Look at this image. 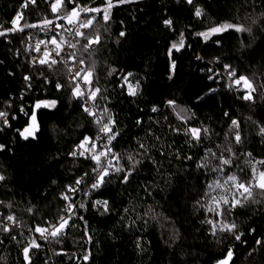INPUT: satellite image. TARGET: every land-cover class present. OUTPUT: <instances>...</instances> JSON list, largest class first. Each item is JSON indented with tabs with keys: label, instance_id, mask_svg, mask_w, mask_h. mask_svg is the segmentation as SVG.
Instances as JSON below:
<instances>
[{
	"label": "trees",
	"instance_id": "trees-1",
	"mask_svg": "<svg viewBox=\"0 0 264 264\" xmlns=\"http://www.w3.org/2000/svg\"><path fill=\"white\" fill-rule=\"evenodd\" d=\"M54 2L36 0L24 8L25 0H0V32H5L0 35V112L9 122L0 118L5 146L0 150V264H50L35 229L60 219L64 197L79 178L86 177L84 191L97 176L91 159L70 153L81 149L77 146L85 137L92 140L98 126L73 95L67 69L52 62L32 65L26 41L47 26L45 20L57 25L74 6L103 9L105 1L64 0L53 13ZM113 4L107 23L103 11L85 15L95 19L89 33L76 39L75 57L69 60H83L91 69L87 89H100L95 100L119 135L115 168L121 171L106 176L87 196L76 195V202L81 199L75 218L51 244L56 264H217L229 249V264H264V196L254 188L253 199L243 201L228 181L234 175L248 182L253 168L264 170V0ZM196 7L202 9L200 17ZM19 10L23 31H5ZM224 23L248 31L229 28L207 40L197 35ZM181 33L184 46L170 55ZM96 36L99 43L85 50ZM240 76L255 90L240 86L243 82L235 85ZM124 77L136 95L128 94ZM249 92L252 99H243ZM37 101L56 104L36 111L35 138L24 139L18 130L30 124ZM191 128L201 130L199 140L187 132ZM224 159L230 163L223 164ZM233 193L243 206L218 215L227 206L215 201L227 196L231 202ZM105 200L107 211L95 204ZM10 215L14 220L7 219ZM231 223L233 231L221 230Z\"/></svg>",
	"mask_w": 264,
	"mask_h": 264
},
{
	"label": "snow or ice",
	"instance_id": "snow-or-ice-1",
	"mask_svg": "<svg viewBox=\"0 0 264 264\" xmlns=\"http://www.w3.org/2000/svg\"><path fill=\"white\" fill-rule=\"evenodd\" d=\"M36 0H25V3L22 5V7L26 8L28 7V4L31 3V4H35ZM69 3H75V0H68ZM127 2H130V0H117V3H127ZM186 2L188 4H193V0H186ZM64 4V0H55V2L51 5V10L53 13L57 12L59 7L62 6ZM115 5L113 4V0H105V7L103 9L101 8H98V7H94V8H88V7H80L79 5L77 6H74L70 12H68L63 18L64 19H67L68 23H72L73 22V18H79V12L80 11H84V12H96V13H99L101 11H103L104 13V19L107 20L109 18V15H110V9L112 7H114ZM79 9V10H78ZM195 16L197 17H200L203 13H202V9L200 7H196L195 8ZM22 18V14L21 13H17V16L12 20V24L14 25L13 28L11 29H6L5 31H23V28H19L17 25H18V21ZM93 19H95V17H93L92 19H87L85 21H81L80 23V27H84V28H87L89 27L92 22H93ZM45 25H48V24H51L52 21L50 20H45L43 22ZM165 24V26H168V27H171L172 26V20L171 19H166L164 20L163 22ZM36 25H25V27H35ZM57 27H61V25H57ZM229 28H233L235 29L236 31L238 32H243V31H248V29H245L242 25H238V24H230V23H224V24H221L217 27H213L211 29H209L207 32H201V33H198L197 35H200V36H203L205 40H207L209 38V36L211 34H215V33H219V32H222V31H225ZM5 32H0V35H4ZM76 35L78 36H82L84 35L83 33L79 32V30L77 29L76 31ZM121 36L125 35V33L121 32L120 33ZM99 36H96L95 39H89V42L87 45H85V50H87V48L92 44V43H99ZM52 43L53 44H56V40L53 39L52 40ZM184 46V39H183V33H181V38H180V41H179V44L177 43H173L171 48L169 49V54L171 55V52L173 49H175L176 51H179L180 48H182ZM57 47H59V45H57ZM71 47H75V45H71ZM37 51H39V47L37 46ZM48 53H45V56H47ZM72 56V58L74 59L75 57V54L72 53L70 54ZM41 63H46L47 61L46 60H41L40 61ZM56 61L55 60H52V64H55ZM81 64H83V60L80 61ZM172 67L174 68L175 67V64L172 65ZM230 66L228 65H225V68H229ZM72 69L70 68L69 69V72H71ZM81 72H85V75L83 77V81L86 85L90 84L91 81L89 80V77L91 76V69H88V70H84V69H81L79 71H76L75 72V76L73 77V80H77V78H80L81 77ZM132 74L131 73H128V76H131ZM230 76L234 75V72H231L229 73ZM30 77H25V80H29ZM211 79V77H210ZM124 80H125V83L128 84V94L129 95H136L137 94V90H136V87H134L131 83L128 82L127 80V77H124ZM241 82H243L244 86L252 91H254L255 89L252 87V83L251 81L245 77V76H240L238 79H235L233 81V83L235 85H240ZM57 88H60L61 85L58 83L57 85ZM138 87V85H137ZM100 91L99 88H95V89H92L89 91V94H88V98L89 99H92L94 100L95 97H96V94ZM73 95L76 96V97H83L84 96V92L81 90V86H80V83L77 82L73 88ZM243 99L245 100H251L252 99V96L250 94V92L248 94H245L243 96ZM174 103L173 101H169V104H172ZM56 104L55 101H37L34 108H33V111L31 113V116H30V124L24 128L23 130H18L19 131V135L24 138V139H28L30 136L35 138V132L38 130V125L36 124V110L41 108V107H54ZM156 109H153V111H155ZM21 111H24L23 108L21 109ZM84 111L87 112L89 115H94V113L88 108V107H84ZM25 115H28V113H25ZM7 116V113H4V112H0V118H5ZM97 123H99V120L96 121ZM4 123L7 124L8 121L7 119H4ZM232 125L234 127H239L238 125V122L236 120H233L232 121ZM101 132H104L105 134H107L108 132L111 131L110 127L108 124H104L103 127L100 129ZM200 129H197V128H191V129H188L187 132H190L192 137L196 140H199V133H200ZM204 131H207V129H204ZM261 133H264V128H261ZM115 139V136L112 135V136H108V141L109 143L111 142V140ZM235 141L237 143H240L241 142V136L240 134L237 132L236 135H235ZM91 142V138L90 137H85L84 138V141L81 142L80 145H78L77 147L78 148H83L84 145L86 143H90ZM107 147V146H105ZM143 147V146H141ZM5 148L4 145L0 144V150H3ZM93 148H95V144H93ZM110 151V149H109ZM70 155H73L75 156L76 155V152H72L70 153ZM80 155H84V152H80ZM107 155L106 152H100L99 155H93L92 156V159L95 160L97 162V164L100 163V157L101 156H105ZM248 155H251V153H249ZM222 163L223 164H229L230 163V160L228 159H224L222 160ZM261 164H264V161H260ZM109 165H111V162L109 161ZM94 171H97L96 169H94ZM116 171H121V169L117 168ZM252 178L250 181L248 182H242V181H239L237 179L236 176H229L228 177V181H231L233 186L235 187V189L237 190V192L239 193V195L243 198V201H247V200H250V199H253V189L254 188H259L261 190V193L260 195L264 196V170H257L256 168H253L252 169ZM109 175V172H108V169L107 168H104L102 171H99L98 172V176H97V179L96 181L92 184V188L93 189H98L101 187V185L104 183V178L106 176ZM4 180V176L3 175H0V181ZM124 180L127 181V175L124 177ZM81 181L80 180H77V184H79ZM227 183V181L225 182ZM217 186L219 187V183H217ZM70 191H74V189H69ZM246 194V195H245ZM65 199H68L67 196L64 197ZM222 201L223 205L227 206L226 208H221L220 209V212H218V215H223V213L225 211H230L232 208H235L237 205H240V206H243V201L242 200H238L237 197H236V193H233L232 194V197H231V202L229 201V198L227 196H222L220 197V200L219 201H215L217 203V206L219 207L220 205V202ZM254 202H259V201H254ZM95 204L99 205V204H102L103 207H104V210L107 211L108 210V201H96ZM69 208H71V205H69ZM209 211H213V209H209ZM7 219L9 221L11 220H14V217L13 216H8ZM68 221L67 219H64L63 217H61V222L58 226H53L54 230L51 231L50 235L51 237L55 238L57 237L59 234H61V231L62 229L67 225ZM209 224H213L212 221H208ZM236 228V225L235 223H231V224H225V225H222L221 227V230L222 231H233L234 229ZM4 231H9V229L7 227L4 228ZM36 232L40 233L41 236H43L45 239H47V236H45V233L48 232V229L46 228H41V227H37L35 229ZM213 234H215V225L213 224ZM236 239H240L239 236L236 237ZM257 243H259V241H257ZM32 246L33 247H39V245L33 241L32 242ZM29 248L26 247L24 248V256H25V259L28 260L29 259ZM231 258H232V251L231 249H229V251L227 252L226 256L224 257V259L220 260L217 262V264H229V262L231 261ZM85 259H87V256H85Z\"/></svg>",
	"mask_w": 264,
	"mask_h": 264
},
{
	"label": "built area",
	"instance_id": "built-area-1",
	"mask_svg": "<svg viewBox=\"0 0 264 264\" xmlns=\"http://www.w3.org/2000/svg\"><path fill=\"white\" fill-rule=\"evenodd\" d=\"M105 1V0H104ZM112 8L110 9V15L107 20L104 19V13L102 14V19L105 23H107L112 15ZM17 13H21L22 11L19 10ZM88 12L81 11L79 13V18L77 20H74L71 24L68 23L67 20L60 21L57 25H61V27H57V25H47L41 29V31L38 34H34L28 37L26 41V45L29 50L33 52L32 57L30 58V62L34 66H41L43 64L52 62V60L56 61V65L62 64L68 71V79L76 84L77 82L80 83L81 90L84 92L83 97H77V99L80 101L81 106L84 110V107H88L94 115H89L93 118L95 124L98 126V132L95 135V137L91 140L90 143H87L84 145L83 148L78 149L76 151V155L81 159H91L94 163V167L97 170L96 174L98 176V172L102 171L104 168L108 169L109 175L115 173V161L117 158V152L115 145L119 139L118 133H116L111 125V122L108 121L104 115L99 111L96 100H92L88 98V89L87 85L84 83V81L81 80V77L85 74V72H81V77L77 78V80H73V77L75 76V72L79 71L81 69L86 70L85 65L83 64H74L69 60V57H71L70 54L75 53L76 51V39L78 37L86 36L89 33V27L84 28L80 27L81 21H85V15ZM17 16V14H16ZM15 16V17H16ZM23 18V15H22ZM22 18L18 21V25L20 24V21ZM17 25V26H18ZM12 28L14 25L11 23ZM77 29L79 32L83 33L84 35L78 36L76 35ZM56 40V44L52 43V40ZM59 45V47H57ZM71 45H75V47H71ZM37 46L39 47V51H37ZM91 48L95 47V43H92L90 45ZM45 53H48L47 56H45ZM41 60H46V63H41ZM72 69L71 72H69V69ZM24 110V109H23ZM4 119L8 118L5 117ZM13 119L16 120L17 116H13ZM99 120V123L96 121ZM5 124V123H4ZM9 122L5 125H8ZM104 124H108L111 131L105 134L104 132H101L100 129L103 127ZM115 136V139L111 140L109 143L108 136ZM93 144H95V148H93ZM107 146V147H105ZM110 149V151H109ZM80 152H84V155H80ZM100 152H106L107 155L100 157V163L97 164L95 160L92 159L93 155H99ZM109 161L111 162V165H109ZM108 175V176H109ZM96 178L89 183V185L85 188L84 191H81L82 185L86 183V177H81L78 180L81 182L79 184L76 183L74 187H71V189H74V191L68 190V199H65V209L61 217L64 219H67L68 223L75 218L76 211H77V203H79L80 199L76 202V195L87 196L91 190H97L93 189L91 186L96 181ZM70 189V188H69ZM69 205H71V208H69ZM60 219L55 222L51 223L49 225L48 232L45 233V236H47V239H45L40 234V239L43 242L44 248L43 251L47 252V254L50 256L51 262L50 264H56V253L52 250L51 244L52 241L56 238L51 237L50 233L54 230L53 226H58L61 222ZM11 225H13L11 223ZM67 225L62 229L61 234H59L57 237H61L65 234Z\"/></svg>",
	"mask_w": 264,
	"mask_h": 264
},
{
	"label": "rangeland",
	"instance_id": "rangeland-1",
	"mask_svg": "<svg viewBox=\"0 0 264 264\" xmlns=\"http://www.w3.org/2000/svg\"><path fill=\"white\" fill-rule=\"evenodd\" d=\"M29 4H31V3H29ZM60 8V7H59ZM59 10V9H58ZM74 20H77V18H73V21ZM228 30V29H227ZM226 31V30H225ZM222 32H224V31H222ZM222 32H219V33H215V34H211L210 36H209V38L210 37H212V36H214V35H216V34H220V33H222ZM89 80H90V77H89ZM240 86H243L244 88H246L245 86H244V84L242 83ZM248 89V88H247ZM87 144V143H86ZM259 171V170H258ZM231 182V181H230ZM232 183V182H231ZM232 186H233V184H232ZM233 188H235L234 186H233ZM236 190V189H235Z\"/></svg>",
	"mask_w": 264,
	"mask_h": 264
},
{
	"label": "water",
	"instance_id": "water-1",
	"mask_svg": "<svg viewBox=\"0 0 264 264\" xmlns=\"http://www.w3.org/2000/svg\"><path fill=\"white\" fill-rule=\"evenodd\" d=\"M37 110H38V109H37ZM37 110H36V111H37Z\"/></svg>",
	"mask_w": 264,
	"mask_h": 264
}]
</instances>
